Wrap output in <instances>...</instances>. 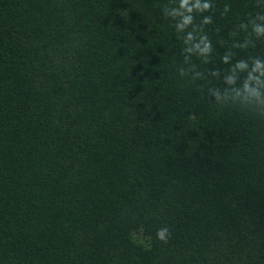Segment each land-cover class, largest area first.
<instances>
[{
	"label": "trees",
	"instance_id": "1",
	"mask_svg": "<svg viewBox=\"0 0 264 264\" xmlns=\"http://www.w3.org/2000/svg\"><path fill=\"white\" fill-rule=\"evenodd\" d=\"M0 264H264V0H0Z\"/></svg>",
	"mask_w": 264,
	"mask_h": 264
},
{
	"label": "clouds",
	"instance_id": "2",
	"mask_svg": "<svg viewBox=\"0 0 264 264\" xmlns=\"http://www.w3.org/2000/svg\"><path fill=\"white\" fill-rule=\"evenodd\" d=\"M204 7L207 8V7H209V5H205ZM156 235H157V238L159 240L164 241L165 243H167V239H168V236H169V232H168L167 228L159 229L157 231Z\"/></svg>",
	"mask_w": 264,
	"mask_h": 264
}]
</instances>
